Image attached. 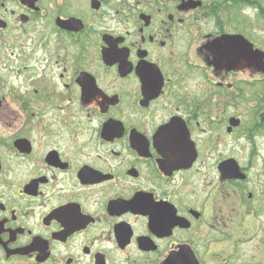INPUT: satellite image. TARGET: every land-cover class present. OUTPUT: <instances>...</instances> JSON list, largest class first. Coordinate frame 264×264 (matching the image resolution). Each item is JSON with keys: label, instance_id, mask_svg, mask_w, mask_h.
Segmentation results:
<instances>
[{"label": "flooded vegetation", "instance_id": "1", "mask_svg": "<svg viewBox=\"0 0 264 264\" xmlns=\"http://www.w3.org/2000/svg\"><path fill=\"white\" fill-rule=\"evenodd\" d=\"M0 264H264V0H0Z\"/></svg>", "mask_w": 264, "mask_h": 264}]
</instances>
